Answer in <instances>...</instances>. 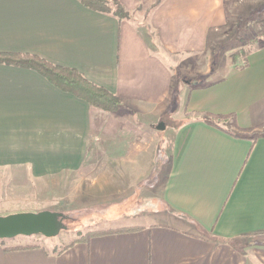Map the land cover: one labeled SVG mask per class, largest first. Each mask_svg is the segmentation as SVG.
<instances>
[{
	"label": "crops",
	"instance_id": "obj_1",
	"mask_svg": "<svg viewBox=\"0 0 264 264\" xmlns=\"http://www.w3.org/2000/svg\"><path fill=\"white\" fill-rule=\"evenodd\" d=\"M120 1L130 18L77 0H0L1 53L74 68L123 103L102 111L32 69L0 64V169L56 176L81 170L88 157H115L94 182L100 194L148 188V125L165 131L155 120L170 105L195 119L175 132L159 197L140 199L133 230L58 250L0 240V264H264V136L236 138L198 119L234 115L232 127H264V34L246 67L214 53L229 11L264 0ZM127 117L134 128L117 124Z\"/></svg>",
	"mask_w": 264,
	"mask_h": 264
},
{
	"label": "rangeland",
	"instance_id": "obj_2",
	"mask_svg": "<svg viewBox=\"0 0 264 264\" xmlns=\"http://www.w3.org/2000/svg\"><path fill=\"white\" fill-rule=\"evenodd\" d=\"M248 3L246 7L249 10L240 11V8L236 7L229 11L226 25L220 27V32L226 28V37L214 40V53L227 55L230 61L238 65L244 64L248 53L258 47V37L264 34V10H259L264 3L259 8L252 1ZM181 111L180 105H170L165 114L155 120L164 121L167 126L165 131L157 130L156 123L148 125L149 162L152 158L149 177L146 179L148 188L143 187L144 184L141 183L143 186L136 189L123 188L120 194H100L94 182L102 174L108 177L109 168L116 165L115 157H88L81 170L63 172L56 176H34L24 168L0 169V216L43 210L58 211L65 215L62 222L67 229L61 230L55 237L48 238L39 234L18 236L15 239L25 241L24 239L29 238L32 242L48 245L51 242L52 249L58 250L76 241H86L94 233L132 228V222L135 221L130 220V216L134 210L140 212L142 209L140 199L148 196L150 202H153L152 200L159 197L160 186L170 165L175 132L194 117V114L188 113L179 117ZM135 118L127 117L125 121H119L117 124H125L129 129L134 128L137 123ZM224 123L230 128H235L229 120ZM124 161L125 159L121 160L122 164ZM126 198L129 199L124 200ZM157 208L158 206L150 204L149 210L156 211Z\"/></svg>",
	"mask_w": 264,
	"mask_h": 264
},
{
	"label": "trees",
	"instance_id": "obj_3",
	"mask_svg": "<svg viewBox=\"0 0 264 264\" xmlns=\"http://www.w3.org/2000/svg\"><path fill=\"white\" fill-rule=\"evenodd\" d=\"M84 7L103 14L113 15L118 19H128L131 14L124 8L120 0H77ZM246 59V58H245ZM0 64L19 66L32 69L45 77L58 89L70 93L78 99L84 100L94 108L107 112H115L123 107L121 99L103 86H99L88 80L83 74L74 68L55 65L33 54L1 53ZM246 60L242 67H246ZM198 117V116H196ZM195 119V117H193ZM193 118L184 124L190 123ZM198 119L219 128L236 138L248 139L255 142L258 137L264 136V127L260 130H245L238 127L230 128L225 120H235L234 115H217L202 113ZM133 230L132 228L98 232L88 237L104 234L106 232H120Z\"/></svg>",
	"mask_w": 264,
	"mask_h": 264
},
{
	"label": "water",
	"instance_id": "obj_4",
	"mask_svg": "<svg viewBox=\"0 0 264 264\" xmlns=\"http://www.w3.org/2000/svg\"><path fill=\"white\" fill-rule=\"evenodd\" d=\"M164 129L165 126H159ZM62 219L65 215L60 212L39 211L19 212L0 216V240H9L18 236L43 235L51 238L67 229Z\"/></svg>",
	"mask_w": 264,
	"mask_h": 264
}]
</instances>
